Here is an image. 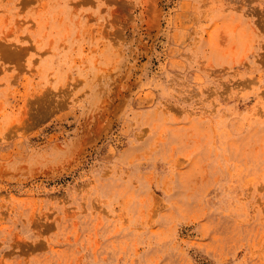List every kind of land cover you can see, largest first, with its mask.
Here are the masks:
<instances>
[{"label":"rangeland","instance_id":"rangeland-1","mask_svg":"<svg viewBox=\"0 0 264 264\" xmlns=\"http://www.w3.org/2000/svg\"><path fill=\"white\" fill-rule=\"evenodd\" d=\"M0 264H264V0H0Z\"/></svg>","mask_w":264,"mask_h":264}]
</instances>
